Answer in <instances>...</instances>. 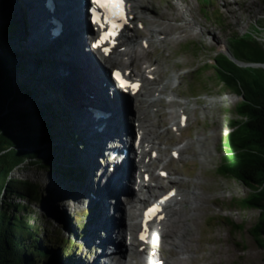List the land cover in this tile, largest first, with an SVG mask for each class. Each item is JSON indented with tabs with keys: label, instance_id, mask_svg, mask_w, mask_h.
<instances>
[{
	"label": "rangeland",
	"instance_id": "rangeland-1",
	"mask_svg": "<svg viewBox=\"0 0 264 264\" xmlns=\"http://www.w3.org/2000/svg\"><path fill=\"white\" fill-rule=\"evenodd\" d=\"M7 1L6 5L4 0H0V12L9 10L19 26L16 35L14 31H11L3 38L13 36L11 39L14 44H11L12 40H10V47L19 51L22 50L19 49L20 45L27 46L32 50L25 49L31 53V58L28 57L27 75L30 77L35 92L32 103L47 105V113L55 124L54 145L72 151L76 165L82 164L86 170L87 175L84 179L86 180L90 178L89 170H87L89 167L86 164L87 159H85L87 154L82 146L79 148L80 138L76 139L78 144L74 141L78 127L73 119L74 106L71 103L83 92L78 95L79 80L78 84L75 81L71 82L74 75L66 76L60 69L61 65L58 61L61 62L59 59L61 57L58 54L65 46L64 41L52 37L50 40L47 36L39 37L35 34L34 16L30 14L29 0ZM137 1H144V6H146L144 11L150 12L146 15L147 19L151 17V13L157 14V12H167L171 17L176 15V11L184 13L189 22L178 19L179 21H173L172 25L177 23L181 29L192 31L177 43L165 44L162 37H155L156 42L150 50L151 63L162 64L163 68L160 72L163 75L162 80L168 82L170 88L175 90L174 92L168 90L167 94L174 96L179 103L188 101L187 104H183L185 109L179 105L166 108V113L164 112L161 117L164 124L160 119L159 124L162 126H158L159 135L157 137L162 135L161 137L164 138V140L159 138L158 141L164 147H168L170 139L180 138L176 147H181L192 141L184 146L182 158L170 154L172 150L165 151L172 158L166 167L172 172L173 180H175L173 184L178 185L179 188L176 204L173 207L181 206L180 191L186 188L185 183H189L191 190H196L200 195L205 193L204 195L210 198L204 202V206L208 210L200 222L194 225L195 237L192 239L193 244L190 242L192 244V260L195 261V264H264V246L258 243L251 231L260 215V210L240 207L238 202L248 194L249 189L234 179L221 176L217 170L225 154L223 141L225 134L231 129L229 121L236 117L235 107L240 102L241 96L217 82L211 65L213 58L220 52H232L230 41L232 35L236 33L240 35L252 34L264 43V0H209L211 6L206 11L216 9L218 17L202 11L203 0ZM30 4L32 3L30 2ZM127 5L129 16H131L132 5L129 0ZM188 8H191L192 15L189 14L191 11ZM182 10L186 11L182 12ZM138 19L139 15L136 20ZM141 26L142 24L139 26L142 29ZM176 33L180 32L176 31ZM147 35V29L141 31V37L137 38L138 43L141 44V40ZM145 61H147L145 58L140 61V68L147 65ZM249 66L260 67L255 64ZM2 76L4 74L1 70L0 102L4 99L3 91L7 89V82L3 83ZM163 85L164 83L161 82L160 88ZM145 87L154 89L153 84H148V87L147 85ZM157 92H153L154 95ZM162 99L166 103L174 100L172 98ZM158 107L160 104L156 102L151 110L160 114ZM183 113L188 117L186 126L180 119V115ZM128 114L127 112L126 115ZM166 114L168 117L165 120ZM172 116H174L173 120ZM167 120H169L168 123ZM178 121L182 127L172 130L171 127H174L175 123L178 124ZM165 125L169 127L168 132L165 130ZM173 147L175 146L172 145ZM149 157L147 156L146 160ZM164 158H167L168 162V157L164 156ZM79 162H81L80 165ZM158 164H160L159 167H162L164 163L159 162ZM58 166L61 167V162L51 170L38 171L36 167L30 166L27 167L28 169L16 168L12 172V176L37 182L44 190L40 203L33 202L31 204V211H33L31 219L41 231L47 244L51 245L49 240L52 238H55L57 242L61 239H68L64 243L74 247L75 250L71 257L59 261L58 264H89L88 260L96 255V249H92L86 240V231L92 226L96 215V210L89 208L96 205L94 201H91L90 194L94 197L98 194L90 189L81 192L78 188L84 182L80 178L62 176ZM121 196L125 201V196L123 194ZM97 205L98 209H101L102 204ZM95 208L97 209V207ZM168 222L170 221L168 220ZM156 225L159 228L160 221ZM55 239L52 240L55 241ZM160 258L162 261L167 260L168 255L162 252ZM36 259V264H40L42 258L36 257ZM132 261L136 262V259H132ZM189 262L186 264L192 263L190 260Z\"/></svg>",
	"mask_w": 264,
	"mask_h": 264
},
{
	"label": "bare ground",
	"instance_id": "bare-ground-1",
	"mask_svg": "<svg viewBox=\"0 0 264 264\" xmlns=\"http://www.w3.org/2000/svg\"><path fill=\"white\" fill-rule=\"evenodd\" d=\"M29 1L32 3L30 4L28 2L30 14L34 16L33 26L35 28V34L39 37L47 36L53 39L59 38L61 41H64L65 46L61 48V52L58 54L61 57L59 58L61 62L58 61L61 65L60 69L66 76L70 74L72 76L74 75L75 80L72 79L71 82L75 81L78 84L77 81L79 80L78 95H80V92H83L81 96H77L71 103L74 106L73 119L78 127L76 134L79 135L81 140L77 144L79 148L82 146L87 154L85 159H87L86 164L89 167L87 170L90 173L88 175L90 178L83 180L84 183L78 189L81 192L90 189V191L98 194L94 197L89 193L92 198L91 201H94L96 203L95 207H97V209L94 206L89 207H94L93 210H96L92 226L86 231L87 244L92 249H96V255L88 260L89 264H152L157 261L156 258L161 259L160 255H162V252L168 255L167 260H163V264H186L189 260L192 262L191 264H195V261L192 260L191 248L193 244L192 239L195 237L194 225L200 222L202 216L208 210L204 206V202L210 199L209 196L204 195L205 193L200 195L196 190L190 189L191 186L188 185L189 183H185L186 188L180 191L181 198H179V202H181V206L178 208L173 207L176 204V198L179 194V189H177V193L169 203V211L166 213L167 218L165 217L163 221L160 220L161 225L159 228L156 227L158 225L152 224L149 229H146L148 236L151 234L150 238L146 237L145 239H141L139 229L142 228V224L137 220V211L134 210L136 209V203L129 201V197L132 199L134 194L137 195L133 173L135 167H132L129 156L126 158V168L118 162L115 165L107 166L105 160L107 158L105 156L106 153L111 150L110 147H117L114 143L117 141V138L125 137V133L129 130L132 136L135 134L136 137V135L138 136L140 134V141L143 145L147 143L151 146L150 153L153 150H157L159 153L155 159H150L148 163H144L147 173H150L152 177V181L146 183L147 191L156 192L151 187L152 184L156 188L166 189L175 182L170 169L167 172V176H161V173H157L155 167L157 162H161L163 159V154L166 155L165 157H168L166 164H169L172 160L165 152L169 149L160 146L158 143V139L162 138V135L157 137L159 135L158 126H162L159 122L164 112L166 113L164 111L166 107L179 105L185 109L183 104H187L188 101L179 103L173 97L171 98L174 100H170L169 103L163 101L162 98H167V100L171 98L163 97L161 94H167L168 90H172V92L175 90L170 88L168 82L162 80L163 75L160 73L163 68L161 67L162 64L151 63L150 50L156 42L155 37H162V41L168 44L177 43L186 38V35L192 33L191 30L181 29V26L177 23L172 25L174 24L173 21L178 22V19L185 20L188 23L189 19L186 20L188 17L184 13L176 11L177 13L174 17H171L167 12H157V14L151 13V19H147L146 15L150 14V12L144 11V7H146L144 6V1L129 0L132 5L130 19L132 27L136 31L135 37H131V39L125 41L123 44L116 46L112 52L113 55L111 53L110 56H106L101 55L97 49L93 52L85 49V44L90 45V43L89 41L88 43L86 42L89 36L86 35L88 26L83 16V0H54V8H49L43 2L44 0ZM188 9L191 11V8ZM183 11L185 12L186 10ZM189 14L192 15V11ZM138 15L139 19L136 20ZM57 17L61 25L54 22V19ZM140 24L143 25L142 29L139 27ZM144 27L147 29V37L149 39L144 37L141 40V44H139L137 38L141 37V31H145ZM89 28L92 29V24L89 25ZM176 31L180 33H176ZM173 33L175 34L172 35ZM97 53L100 54V56L98 55L99 57ZM94 54L96 56H93ZM98 58L104 60L105 64H108L110 67H116L117 70L124 71L134 81H140L142 83V88L138 91L130 89L125 94L132 97V102L127 101L125 98L122 99L120 96L118 98H112L110 96L107 88L112 86V81L103 71L104 63H102L103 65L98 64ZM144 58L147 59L145 61L147 65H143L140 68L139 63ZM161 82L164 83L162 88H160ZM148 84H153V87L156 86L152 90L146 89L145 86L147 85L148 87ZM153 92H157V94L154 95ZM113 97L116 96L113 95ZM156 102L160 104V107H158L160 114L151 110V107L156 105ZM91 105L109 112V114L95 113L91 109L93 107ZM127 112L132 114L131 126H129V117L131 116L126 115ZM167 117L168 115L166 114L165 120ZM173 118L174 116H172V120ZM161 121L164 124L162 119ZM166 122L168 123L169 120ZM178 124L175 123L176 126H179ZM178 128L180 129L181 127ZM171 129L173 130V126ZM165 130L167 132L169 130L167 125H165ZM133 139L134 137L132 138V142ZM162 139L164 140V138ZM179 139L175 138L170 140L177 144L180 142L178 141ZM125 145L129 147L127 141ZM185 145L176 149L181 158ZM136 154L138 156L141 152L137 149ZM109 155L111 156L112 154L110 153ZM119 157L120 155L116 156V158ZM116 158L113 157L111 159L114 162ZM144 160L142 159L143 162ZM109 166L110 168L112 167L111 170ZM136 167L143 174L142 169L144 167L141 165L140 167ZM161 170H166V168L163 167ZM141 177V175L137 177V183H139L138 180ZM122 194L128 198L127 202L130 204L128 210L124 209V197L121 196ZM137 198V201H139L142 197L138 195ZM145 199H147L146 196L143 200ZM97 204H102L101 209H98ZM124 231L126 232L125 234H123ZM158 235L160 236L159 238ZM119 237L121 238L119 239ZM124 242H127L125 244L127 247H125ZM132 259H136V262H133Z\"/></svg>",
	"mask_w": 264,
	"mask_h": 264
},
{
	"label": "trees",
	"instance_id": "trees-1",
	"mask_svg": "<svg viewBox=\"0 0 264 264\" xmlns=\"http://www.w3.org/2000/svg\"><path fill=\"white\" fill-rule=\"evenodd\" d=\"M4 2L7 5L8 1ZM209 3V0H203L202 11L218 17L216 9L206 11L210 9ZM17 23L9 10L0 12V71L4 74L1 80L7 82V89L3 91L4 99L0 102V115L10 109L6 122L0 124V264H36V257L42 258L40 264H58L71 257L75 249L64 243L68 239L57 242L52 238L55 241L51 239V245L47 244L31 219V204L40 203L44 190L39 183L14 177L12 172L16 168L28 169V166L36 167L38 171L51 170L61 162L58 168L62 176L83 181L87 173L81 162L80 166L76 165L71 150L54 145L55 124L47 113V105L32 103L35 92L27 75L31 53L25 50L31 49L20 45L19 49L22 50L19 51L10 47L13 36L3 38L11 31L16 35ZM12 41L11 44H14ZM230 46L234 56L241 61L264 62V43L252 34L232 35ZM211 65L217 82L241 96L235 107L236 117L229 121L231 129L223 141L225 154L217 170L221 176L234 179L249 189L238 205L243 209L260 210L251 231L262 245L264 68L238 65L224 52L217 54ZM2 125L11 130L1 131ZM77 138L80 137L75 132L76 143Z\"/></svg>",
	"mask_w": 264,
	"mask_h": 264
},
{
	"label": "snow or ice",
	"instance_id": "snow-or-ice-1",
	"mask_svg": "<svg viewBox=\"0 0 264 264\" xmlns=\"http://www.w3.org/2000/svg\"><path fill=\"white\" fill-rule=\"evenodd\" d=\"M93 3L97 5V7L105 9L107 15L103 18V20L107 21L111 24L112 30L110 32H106L104 36L101 37V42L105 38H111L115 34V30L119 25L115 22L117 18L123 19V0H93ZM94 22L102 23V19L94 15ZM101 42L96 44L97 47L101 46ZM107 52V49H105ZM119 78V77H118ZM122 87H137L138 85H132L130 82L121 81ZM150 210L151 211H154ZM142 239L145 237L142 236Z\"/></svg>",
	"mask_w": 264,
	"mask_h": 264
},
{
	"label": "water",
	"instance_id": "water-1",
	"mask_svg": "<svg viewBox=\"0 0 264 264\" xmlns=\"http://www.w3.org/2000/svg\"><path fill=\"white\" fill-rule=\"evenodd\" d=\"M223 52V51H222ZM224 53H226L235 63H237L238 65H241V66H249V65H259L260 67H262V68H264V62H245V61H241V60H239V59H237L235 56H234V54L231 52H224ZM9 111H10V109H6L0 116V118H2L1 120H0V124H2V123H5L6 121V116L8 115V113H9ZM10 117V116H9ZM10 121V120H9ZM11 122V121H10ZM9 122V123H10ZM2 129H1V131H4V130H7V131H10L11 130V128L9 127H7L6 125H2V127H1ZM260 244V243H259ZM261 245V244H260ZM262 246H264V244H262Z\"/></svg>",
	"mask_w": 264,
	"mask_h": 264
}]
</instances>
